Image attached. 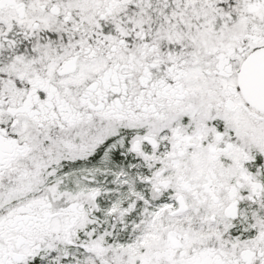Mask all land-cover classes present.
Masks as SVG:
<instances>
[{
  "label": "snow or ice",
  "instance_id": "6c2138e0",
  "mask_svg": "<svg viewBox=\"0 0 264 264\" xmlns=\"http://www.w3.org/2000/svg\"><path fill=\"white\" fill-rule=\"evenodd\" d=\"M0 264H264V0H0Z\"/></svg>",
  "mask_w": 264,
  "mask_h": 264
}]
</instances>
